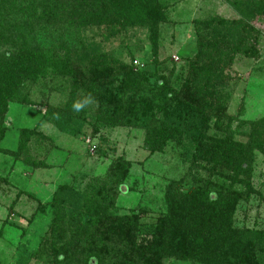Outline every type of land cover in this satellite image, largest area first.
<instances>
[{"label": "trees", "instance_id": "obj_1", "mask_svg": "<svg viewBox=\"0 0 264 264\" xmlns=\"http://www.w3.org/2000/svg\"><path fill=\"white\" fill-rule=\"evenodd\" d=\"M224 1L238 17L207 16L192 22L190 43L195 53L175 88L155 71L161 63L160 26L167 20L159 0H20L16 10L7 9L21 22L67 30L79 60L63 46V54L51 47H31L18 25L0 22V141L9 104H31L27 84L54 77L70 84L73 94L79 90L93 97L97 105L93 128H141L150 153L172 143L188 163L189 187L168 183L165 213L150 227L147 240L137 238L141 211L130 210L128 215L114 211L116 194L124 186L125 161H118L125 168L114 163L104 178L93 179L81 191L60 189L54 197L52 229L35 254L38 259L49 257L50 264H72L79 257L77 264H163L168 259L189 264H262V258L264 262V229L235 226L239 201L253 192L255 151L264 158V117L239 120L234 129L249 125V130L240 131L245 142L235 139L232 125L237 119L227 113L231 94L226 72L237 57H260L261 30L255 24L264 18V0ZM139 30L147 34L151 71L147 64L144 70H133L106 48L111 40L127 41ZM149 79H154V86L145 90ZM74 101L72 97L60 109L47 108L46 120L68 132L70 120H85V110L73 111ZM211 128L214 134L209 136ZM34 134L21 131L19 150ZM66 206L69 210L64 212Z\"/></svg>", "mask_w": 264, "mask_h": 264}, {"label": "rangeland", "instance_id": "obj_2", "mask_svg": "<svg viewBox=\"0 0 264 264\" xmlns=\"http://www.w3.org/2000/svg\"><path fill=\"white\" fill-rule=\"evenodd\" d=\"M19 1L0 0V17H3L0 22L11 20L12 24L18 25L17 31L31 47H51L63 54V46L79 60L78 53L72 49L71 36L64 28L21 22L16 13L9 16L7 9L16 10ZM159 1L163 4L167 20L160 26L158 61L161 63L155 71L168 80L170 88H175L179 85L180 75L187 73L189 60L195 53L194 45L190 43L192 22L207 16L224 19H236L238 16L224 0ZM40 10L38 8V12ZM255 26L261 30L258 43L260 57L254 60L237 57L226 71L229 77L227 91L231 94L227 113L237 119L233 121V130H236L239 120L253 122L264 117V18ZM145 34L146 31L139 30L127 41L121 37L113 39L106 48L131 65L133 70H144L147 64L151 71L152 57ZM95 39L99 40V37ZM153 86L154 79H149L144 85L145 90ZM25 92L31 104L10 103L3 118L4 133L0 141V264H50L49 257L38 259L35 254L42 249L43 239L52 229L56 193L65 187L81 191L93 179L104 178L114 163L125 168L119 165L120 160L128 163V167L122 192L116 194L114 211L118 215H128L130 210L141 211L142 230L137 238L149 239L146 233L165 213L164 192L168 183H179L183 189L190 185L189 177H185L188 163L179 155L180 150L169 143L163 151L150 153L145 149L144 130L141 128H93L91 123L97 106L94 101L83 108L85 120H70L68 132L58 129L46 120L47 108L60 109L72 97L80 101L88 96L79 90L73 94L65 80L48 77L28 83ZM248 126L234 132L237 141L245 142L246 138L240 131H248ZM211 129L209 136L214 134ZM22 130L35 132L23 151L19 150ZM93 146L96 149L91 151ZM25 157L43 166L27 164ZM250 183L253 192L249 193L247 200L239 201L235 226L264 229V158L256 151ZM68 210L66 206L64 212ZM69 225L70 218L65 221L64 229ZM76 261L72 264H77ZM261 263H264L263 258ZM163 264L189 263L168 259Z\"/></svg>", "mask_w": 264, "mask_h": 264}, {"label": "clouds", "instance_id": "obj_3", "mask_svg": "<svg viewBox=\"0 0 264 264\" xmlns=\"http://www.w3.org/2000/svg\"><path fill=\"white\" fill-rule=\"evenodd\" d=\"M93 102V97L87 96L83 100L74 101L72 104V109L74 112H80L86 105Z\"/></svg>", "mask_w": 264, "mask_h": 264}, {"label": "built area", "instance_id": "obj_4", "mask_svg": "<svg viewBox=\"0 0 264 264\" xmlns=\"http://www.w3.org/2000/svg\"><path fill=\"white\" fill-rule=\"evenodd\" d=\"M134 64H137V62H134ZM91 151H94V147L91 148Z\"/></svg>", "mask_w": 264, "mask_h": 264}]
</instances>
